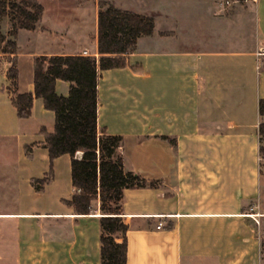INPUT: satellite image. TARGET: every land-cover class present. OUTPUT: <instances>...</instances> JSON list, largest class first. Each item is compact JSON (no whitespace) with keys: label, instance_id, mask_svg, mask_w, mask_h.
<instances>
[{"label":"crops","instance_id":"obj_1","mask_svg":"<svg viewBox=\"0 0 264 264\" xmlns=\"http://www.w3.org/2000/svg\"><path fill=\"white\" fill-rule=\"evenodd\" d=\"M38 1L39 25L16 38L21 93L35 89L36 56L100 57V0ZM156 2L149 11L121 7L153 16L155 30L139 39L125 67L100 71L98 83L99 130L123 136L125 169L157 183L124 191L127 264H263L264 0L243 8L223 0ZM6 56L0 264H101L100 198L83 215L65 202L75 192L68 154L39 181L51 165L40 130H54L55 114L35 98L31 116L18 117L2 89ZM55 87L69 94V82Z\"/></svg>","mask_w":264,"mask_h":264},{"label":"trees","instance_id":"obj_2","mask_svg":"<svg viewBox=\"0 0 264 264\" xmlns=\"http://www.w3.org/2000/svg\"><path fill=\"white\" fill-rule=\"evenodd\" d=\"M43 11L38 0H0V54L7 55L10 63L6 71L8 84L2 89L8 91L21 119L31 116L35 98L43 99L45 108L54 112V130L49 132L46 127L40 130L51 165L47 176L39 181L45 183L52 177L56 158L70 155L75 192L72 199L65 202L83 215L91 213L92 203L100 198L101 264H127L129 225L123 217L124 191L156 187L157 183L125 169L121 152L123 136L99 130L98 83L100 71L127 65V56L137 50L139 39L154 33L155 18L123 9L109 0H100V57L36 56L35 89L21 93L16 38L20 30L37 28ZM5 20L11 24L6 34L2 29ZM59 79L70 83L68 95L57 93L55 86ZM259 113L264 117V98L259 101ZM259 137L260 153L264 154V122L259 126ZM79 151H82L81 157H77Z\"/></svg>","mask_w":264,"mask_h":264},{"label":"rangeland","instance_id":"obj_3","mask_svg":"<svg viewBox=\"0 0 264 264\" xmlns=\"http://www.w3.org/2000/svg\"><path fill=\"white\" fill-rule=\"evenodd\" d=\"M109 1H111L112 3H114L119 7H127L132 10H143V11H149L155 5V3H157L156 0H109ZM158 1L164 2L165 0H158ZM223 1L225 2H222L221 6H230L231 8L238 6L243 8L242 6H245L247 2L252 3L253 0H242V1L223 0ZM232 10L233 9H230V11ZM6 21L7 20L3 22V27H2L3 32L5 34L7 33V29L5 27ZM262 237L264 238V235ZM263 264H264V249H263Z\"/></svg>","mask_w":264,"mask_h":264},{"label":"built area","instance_id":"obj_4","mask_svg":"<svg viewBox=\"0 0 264 264\" xmlns=\"http://www.w3.org/2000/svg\"><path fill=\"white\" fill-rule=\"evenodd\" d=\"M264 53V51H262L261 52V54H263ZM84 55H86V56H91V54H89V52L88 51H84ZM262 122H264V117H263V121ZM259 160L261 161V160H264V154H261L260 153V156H259ZM254 210H255V205H252L251 207H250V213H249V215H256V213L254 212ZM164 226V223L163 222H160L159 224H158V227L159 228H161V227H163Z\"/></svg>","mask_w":264,"mask_h":264}]
</instances>
